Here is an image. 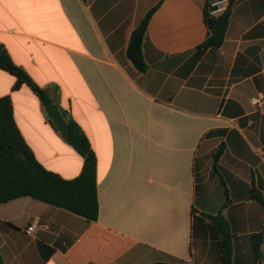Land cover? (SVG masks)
Segmentation results:
<instances>
[{
    "label": "crops",
    "instance_id": "obj_1",
    "mask_svg": "<svg viewBox=\"0 0 264 264\" xmlns=\"http://www.w3.org/2000/svg\"><path fill=\"white\" fill-rule=\"evenodd\" d=\"M205 3L0 0V45L86 134L99 200L96 222L31 197L0 204L4 264H222L216 215L230 225L233 264H264V105L252 103L264 95V0H233L222 47L198 52ZM158 5L139 72L127 48ZM15 83L0 68V99L11 98L36 160L77 178L83 157Z\"/></svg>",
    "mask_w": 264,
    "mask_h": 264
},
{
    "label": "trees",
    "instance_id": "obj_2",
    "mask_svg": "<svg viewBox=\"0 0 264 264\" xmlns=\"http://www.w3.org/2000/svg\"><path fill=\"white\" fill-rule=\"evenodd\" d=\"M209 2L210 0H206L204 9L208 36L198 46V52L218 50L222 47L231 16V8L221 16H211ZM158 7L159 5L145 16L129 41L127 56L139 72H145L147 69L143 55V43L150 20ZM0 68L16 78L14 89L27 85L36 93L45 108L54 104L48 92L41 89L22 68L14 64L3 45H0ZM61 116L69 131L64 135L53 123L55 129L84 159L81 174L72 180H65L48 171L36 160L34 153L16 126L11 98L0 99V204L21 197H31L83 217L88 222H96L99 217L97 158L81 127L67 114L62 112ZM220 154L221 151L218 150L214 159L217 160ZM209 218L222 236V264H233L230 225L221 215ZM1 224L11 227L8 223ZM252 240L256 259L259 260L261 258V235L253 236ZM0 264H4L1 254Z\"/></svg>",
    "mask_w": 264,
    "mask_h": 264
},
{
    "label": "built area",
    "instance_id": "obj_3",
    "mask_svg": "<svg viewBox=\"0 0 264 264\" xmlns=\"http://www.w3.org/2000/svg\"><path fill=\"white\" fill-rule=\"evenodd\" d=\"M233 0H210L209 2V13L211 16H221L228 12L232 8ZM253 105L256 108H261L264 105V95L258 94L252 100ZM38 227L37 219H34L32 224L28 226L26 232L32 235Z\"/></svg>",
    "mask_w": 264,
    "mask_h": 264
},
{
    "label": "water",
    "instance_id": "obj_4",
    "mask_svg": "<svg viewBox=\"0 0 264 264\" xmlns=\"http://www.w3.org/2000/svg\"><path fill=\"white\" fill-rule=\"evenodd\" d=\"M47 113L54 122V124L59 128L62 134L66 135L69 131V128L65 122V120L62 118L61 113L56 105H51L47 109Z\"/></svg>",
    "mask_w": 264,
    "mask_h": 264
}]
</instances>
